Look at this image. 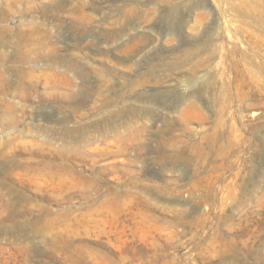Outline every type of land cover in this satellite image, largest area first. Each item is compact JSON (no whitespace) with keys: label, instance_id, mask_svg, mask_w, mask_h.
I'll use <instances>...</instances> for the list:
<instances>
[{"label":"rangeland","instance_id":"rangeland-1","mask_svg":"<svg viewBox=\"0 0 264 264\" xmlns=\"http://www.w3.org/2000/svg\"><path fill=\"white\" fill-rule=\"evenodd\" d=\"M0 264H264V0H0Z\"/></svg>","mask_w":264,"mask_h":264},{"label":"bare ground","instance_id":"bare-ground-1","mask_svg":"<svg viewBox=\"0 0 264 264\" xmlns=\"http://www.w3.org/2000/svg\"><path fill=\"white\" fill-rule=\"evenodd\" d=\"M205 18V17H204ZM214 137V136H213Z\"/></svg>","mask_w":264,"mask_h":264}]
</instances>
